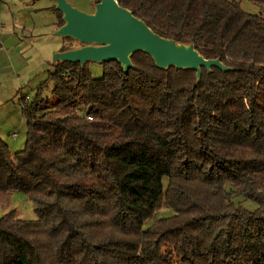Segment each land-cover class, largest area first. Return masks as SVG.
Here are the masks:
<instances>
[{
    "label": "trees",
    "instance_id": "16d2710c",
    "mask_svg": "<svg viewBox=\"0 0 264 264\" xmlns=\"http://www.w3.org/2000/svg\"><path fill=\"white\" fill-rule=\"evenodd\" d=\"M248 1L259 12L117 0L225 70L160 68L141 50L100 77L91 61L50 65V99L21 104L22 149L0 138V207L19 192L36 216H2L0 264H264V0Z\"/></svg>",
    "mask_w": 264,
    "mask_h": 264
},
{
    "label": "rangeland",
    "instance_id": "374dc122",
    "mask_svg": "<svg viewBox=\"0 0 264 264\" xmlns=\"http://www.w3.org/2000/svg\"><path fill=\"white\" fill-rule=\"evenodd\" d=\"M76 10L87 14L95 11L94 0H66ZM55 0H0V33H5L7 45L0 48V138L12 151L22 149L26 135V120L21 104L35 96L51 97L52 83L47 81V70L58 53L80 51L86 47H100L97 41L84 42L70 36L61 37L56 31V15L51 10ZM243 10L257 13L259 9L248 0H242ZM14 31L13 33H9ZM95 77L102 75V66L91 63ZM47 81V82H46ZM15 136V137H14ZM167 179L163 182L166 184ZM249 209L256 208L251 201L236 198ZM14 211L17 218L34 219V206L19 192L13 193L9 207H0V219ZM172 215V210L163 207L154 220Z\"/></svg>",
    "mask_w": 264,
    "mask_h": 264
},
{
    "label": "water",
    "instance_id": "95a60500",
    "mask_svg": "<svg viewBox=\"0 0 264 264\" xmlns=\"http://www.w3.org/2000/svg\"><path fill=\"white\" fill-rule=\"evenodd\" d=\"M55 1L56 9L62 12L64 20L56 31L57 35L84 42L97 41L103 45L58 53L53 63L57 60L82 64L87 61L102 63L116 60L127 70L132 67L131 55L141 50L152 55L160 68H191L198 71V75L201 67L226 69L219 60L202 57L191 44H178L158 36L131 11L121 7L117 0H100L93 14L74 9L66 0ZM117 7L124 13L119 12Z\"/></svg>",
    "mask_w": 264,
    "mask_h": 264
},
{
    "label": "crops",
    "instance_id": "0c3cea01",
    "mask_svg": "<svg viewBox=\"0 0 264 264\" xmlns=\"http://www.w3.org/2000/svg\"><path fill=\"white\" fill-rule=\"evenodd\" d=\"M6 1H11V0H4ZM14 31H11L9 33H13ZM5 33H0V48H3L4 46L7 45V41H6V35H4ZM15 137V136H14Z\"/></svg>",
    "mask_w": 264,
    "mask_h": 264
},
{
    "label": "bare ground",
    "instance_id": "6f19581e",
    "mask_svg": "<svg viewBox=\"0 0 264 264\" xmlns=\"http://www.w3.org/2000/svg\"><path fill=\"white\" fill-rule=\"evenodd\" d=\"M118 8V7H117ZM119 9V8H118ZM120 11L119 12H121V13H124V11L123 10H121V9H119Z\"/></svg>",
    "mask_w": 264,
    "mask_h": 264
}]
</instances>
